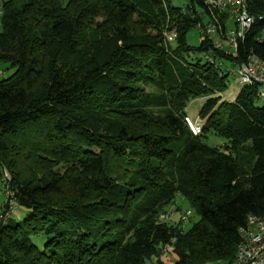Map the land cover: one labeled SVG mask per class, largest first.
I'll list each match as a JSON object with an SVG mask.
<instances>
[{"label": "trees", "instance_id": "trees-1", "mask_svg": "<svg viewBox=\"0 0 264 264\" xmlns=\"http://www.w3.org/2000/svg\"><path fill=\"white\" fill-rule=\"evenodd\" d=\"M246 3L233 57L187 42L205 0H0V169L26 209L0 224V264H165L172 239L173 264L232 263L247 216L264 217V97L220 96L223 66L264 61V0ZM199 98L193 134L181 112ZM177 195L187 229L159 219Z\"/></svg>", "mask_w": 264, "mask_h": 264}, {"label": "built area", "instance_id": "built-area-1", "mask_svg": "<svg viewBox=\"0 0 264 264\" xmlns=\"http://www.w3.org/2000/svg\"><path fill=\"white\" fill-rule=\"evenodd\" d=\"M208 7L209 15L208 20L197 23L200 32V41L213 39L215 34H218L226 40L230 45L227 51L219 43H215L217 50H223L225 54L236 56V51L239 41H242L246 33L250 30L255 18L248 12L246 0H205ZM232 18L233 27H227L224 23L222 25L221 17L226 14ZM264 31L262 36L259 37L260 41H264ZM175 38V30H171L166 34L167 41H172ZM203 58L213 63L215 59L210 53L203 54ZM241 68L237 71L236 82L239 90L244 86L257 84L262 87L260 96L264 97V61L260 60L257 56L249 55L246 62L241 64ZM0 71V76H2ZM189 116L186 117L189 127L193 134H198L201 125L197 122H190ZM10 196H13L11 192ZM10 204L6 205L5 220L11 214L12 210L16 207L15 202L9 201ZM191 214L190 210H186L179 217V222L185 224ZM3 216H0V220ZM163 222L169 219V214L161 215L160 218ZM182 225V226H183ZM240 241L237 245L236 254L231 264H264V217L249 214L246 218V224L239 228ZM174 250V239L160 247L161 255L167 256Z\"/></svg>", "mask_w": 264, "mask_h": 264}, {"label": "rangeland", "instance_id": "rangeland-1", "mask_svg": "<svg viewBox=\"0 0 264 264\" xmlns=\"http://www.w3.org/2000/svg\"><path fill=\"white\" fill-rule=\"evenodd\" d=\"M171 3L176 5V6L186 7L188 5V0H171ZM195 11H196L195 15L197 17H201L199 19L200 22L201 21L205 22L206 20H208V15L203 13L202 9H200L199 7H196ZM224 15H225V17L223 19V22L225 23V25L227 27H233L232 26L233 22L231 20L232 18H230V16H228V13H227V16H226V14H224ZM99 20L101 21L102 18H100ZM0 31H1V27H0ZM200 32H202V28H201V30H199L198 27H195L188 32L187 42L191 46L198 45V42L200 41V38H201ZM206 42H210L214 50H217L215 48V43L221 44L223 46V49H225L227 51L230 49L229 43H227L226 40H224L223 37L218 35V34H215L213 36V39L207 40ZM218 51L219 52H225L223 50H218ZM241 66L242 65H234L231 63H228L227 66H223L224 68H226L228 70V74H229V86H228V89L225 92H223V95H225L224 98H226V100H231L233 98V95L229 92H234L238 88V84L236 82V76H237V71H239ZM0 71H2L3 76H8L11 74L12 69H5L4 67H0ZM261 90H262V87L258 86V88H257L258 96H260L259 94H260ZM260 97L262 98L263 96H260ZM203 100H204V98L192 100L189 102V104L187 105V108L185 109L187 116H189L192 119L193 123H195V122H197L199 124L203 123V120H200L198 118V115L196 116V114L199 112V110L201 108V104L203 103ZM188 125H189V123H188ZM207 142L209 145H212V146L223 147L224 144L227 143V140L220 138L218 136H215V135H208ZM10 180H11L10 171L7 168L2 167L0 169V216L2 215L3 218L0 220V224L5 221L4 215L7 211V210H5L6 205L10 204L9 201L15 202V200L13 199V196L12 197L10 196V194L12 192V190L8 184ZM186 210H190L188 203L180 195H177L175 197V199L173 200V202L165 209V211L159 215V219L161 218V215L169 214V219L167 220V222H169L170 224H175L176 222L179 221V217H180L181 213H183ZM12 212H13L12 218L15 220H19V219H22V217L25 215L26 209L22 208V207H17V208L15 207L12 210ZM9 215H11V214H9ZM197 220H198V216L195 214V212L191 211V214L188 218V221L184 225L183 224H181V225H183L184 229H187ZM156 259L157 258H154L151 262L147 261L146 264H151V263L157 264ZM160 259L162 260V262H165V264H173L174 261L176 260L175 251L173 250L167 256L161 255V252H160ZM204 264H214V263H204Z\"/></svg>", "mask_w": 264, "mask_h": 264}, {"label": "crops", "instance_id": "crops-1", "mask_svg": "<svg viewBox=\"0 0 264 264\" xmlns=\"http://www.w3.org/2000/svg\"><path fill=\"white\" fill-rule=\"evenodd\" d=\"M238 91H239V88H237L234 92H229V93H231L232 95H233V98L231 99V100H228V101H233V99L235 98V96L237 95V93H238ZM228 93V94H229ZM220 96L222 97V100H226V98H224V96L225 95H223V93L222 94H220ZM200 99V98H199ZM204 101V100H203ZM202 105V104H201ZM199 113V112H198ZM198 113L196 114V116L198 115ZM190 120L192 121V119L190 118Z\"/></svg>", "mask_w": 264, "mask_h": 264}, {"label": "water", "instance_id": "water-1", "mask_svg": "<svg viewBox=\"0 0 264 264\" xmlns=\"http://www.w3.org/2000/svg\"><path fill=\"white\" fill-rule=\"evenodd\" d=\"M181 114H182L185 118L187 117V113H186L185 110H183V111L181 112Z\"/></svg>", "mask_w": 264, "mask_h": 264}]
</instances>
